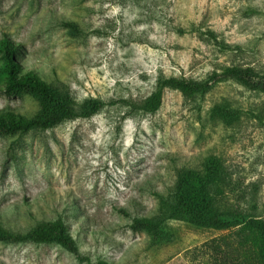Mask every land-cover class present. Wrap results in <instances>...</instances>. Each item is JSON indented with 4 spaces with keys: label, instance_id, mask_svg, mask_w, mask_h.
Here are the masks:
<instances>
[{
    "label": "rangeland",
    "instance_id": "1",
    "mask_svg": "<svg viewBox=\"0 0 264 264\" xmlns=\"http://www.w3.org/2000/svg\"><path fill=\"white\" fill-rule=\"evenodd\" d=\"M207 30L240 49L220 50ZM2 39L21 69L77 103L118 102L49 129L0 134L3 225L20 234L61 215L78 247L11 236L0 240V264H255L232 229L169 221L159 236L130 223L153 213L152 192L173 183L176 167L209 154L264 217V125L254 117L264 96L224 81L198 106L171 89L154 113L119 100L140 104L158 74L201 79L230 65L264 72V0H0ZM223 100L238 121L211 117ZM6 107L30 116L37 102L0 92Z\"/></svg>",
    "mask_w": 264,
    "mask_h": 264
},
{
    "label": "trees",
    "instance_id": "2",
    "mask_svg": "<svg viewBox=\"0 0 264 264\" xmlns=\"http://www.w3.org/2000/svg\"><path fill=\"white\" fill-rule=\"evenodd\" d=\"M223 51L239 50L235 44L218 39L216 34L205 32ZM15 46L6 39L0 40V92L9 96H32L37 102L36 111L27 116L9 107L0 109V134L25 133L45 130L74 118L90 117L118 100L103 101L87 98L77 103L68 92L48 84L37 72L21 69L13 59ZM18 58V57H17ZM232 81L243 88L264 96V72L252 66L230 65L201 79L158 74L151 93L140 103L119 100L132 110L154 113L161 105L166 89L178 91L183 100L198 106L204 96L218 83ZM213 119L226 124L238 121L240 114L230 102L223 100L210 109ZM254 117L264 125V99L256 106ZM157 206L151 215L132 219L130 227L162 236L169 221H180L199 228L235 231L238 247L255 264H264V217L255 212L253 204L245 206V190L241 180H232L221 159L209 154L198 166L176 167L172 184L164 190H154ZM127 214L125 210H122ZM32 240L40 243H57L71 253H78L76 241L61 215L53 219L38 220L26 232L12 234L3 225L0 215V240L7 237ZM90 264H114L99 260Z\"/></svg>",
    "mask_w": 264,
    "mask_h": 264
}]
</instances>
